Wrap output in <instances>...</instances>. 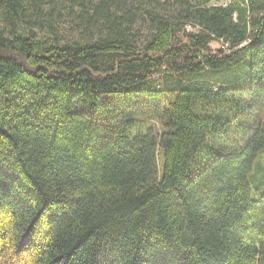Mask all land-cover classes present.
Masks as SVG:
<instances>
[{"label":"trees","instance_id":"1","mask_svg":"<svg viewBox=\"0 0 264 264\" xmlns=\"http://www.w3.org/2000/svg\"><path fill=\"white\" fill-rule=\"evenodd\" d=\"M212 1L0 0V264H264V122L221 143L264 110V0ZM126 93L157 103L103 119Z\"/></svg>","mask_w":264,"mask_h":264},{"label":"rangeland","instance_id":"2","mask_svg":"<svg viewBox=\"0 0 264 264\" xmlns=\"http://www.w3.org/2000/svg\"><path fill=\"white\" fill-rule=\"evenodd\" d=\"M231 1L232 0H213L211 6L228 5ZM211 48L214 50H219L224 48V45L221 41H218L212 43ZM158 85H160L161 87L158 88ZM165 85H167V83L163 79V83L162 81L153 83V88L157 91H162ZM175 95L176 94L174 93H165L164 102L166 103ZM155 103L157 102L149 100L146 96L140 95L138 93H126L122 95L104 96L100 109V115L103 117V119L107 120L114 116H121L128 112L135 111L138 107L148 108V106H152ZM248 109V112L245 113V118L242 121L238 122V120H236L235 122V126H238L239 129L235 131L232 135L221 140L223 147L222 150H238L243 146V144L246 143L244 131H247V127H253V129H255L257 125L260 124V122H264V110L259 113L255 109L252 110L251 106ZM144 119L145 120H140V127L142 129H144L146 126L153 127V129L155 130L159 129V125H157L151 117H146ZM240 124L242 125L243 129H240Z\"/></svg>","mask_w":264,"mask_h":264}]
</instances>
